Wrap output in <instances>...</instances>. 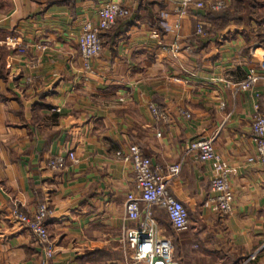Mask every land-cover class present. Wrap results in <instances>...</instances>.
Returning a JSON list of instances; mask_svg holds the SVG:
<instances>
[{
	"label": "crops",
	"instance_id": "obj_1",
	"mask_svg": "<svg viewBox=\"0 0 264 264\" xmlns=\"http://www.w3.org/2000/svg\"><path fill=\"white\" fill-rule=\"evenodd\" d=\"M110 2L127 16L86 66L78 39ZM219 2L228 23L209 18ZM263 64L264 0H0V264H134L126 237L139 223L125 202L137 188L117 157L131 145L165 172L181 165L170 193L187 208L189 229L176 233L162 209L150 208L173 261L264 264V171L251 132L255 114L264 116ZM252 69L263 80L239 90ZM151 106L168 120H155ZM203 139L228 172L230 215L212 201L215 164L189 152ZM70 153L77 163L49 169ZM42 204L52 212L50 259L14 219Z\"/></svg>",
	"mask_w": 264,
	"mask_h": 264
},
{
	"label": "built area",
	"instance_id": "obj_2",
	"mask_svg": "<svg viewBox=\"0 0 264 264\" xmlns=\"http://www.w3.org/2000/svg\"><path fill=\"white\" fill-rule=\"evenodd\" d=\"M190 0H183V5L188 6ZM195 8H205L204 3H195ZM228 6L219 2L210 6L212 11H223ZM127 16L126 10L118 2H110L104 5L98 12L97 25H85L78 39V47L81 58L86 66L99 57L102 52L101 36L110 31L118 20ZM198 34L202 35V27H198ZM264 70V64L262 65ZM263 78L255 70H251L245 81L237 87L239 90L248 91L258 84ZM150 112L154 119L165 123L168 120L165 111L157 106H151ZM183 117L190 119L188 112L181 113ZM252 139L256 149L254 162L264 171V116L255 114L251 124ZM158 133L157 137L161 138ZM189 152L196 153L200 163L213 162L215 164V177L211 180L210 190L215 194L212 200L217 204L218 213L221 216L230 215L234 210V195L226 168L216 155L213 140L203 139L193 142L189 146ZM118 159L130 165L136 183V192L129 193L126 197L125 212L132 222L139 223L138 229L128 233L126 239L128 247L133 252L134 264H178L173 261V243L170 237L156 235L155 223L152 219L150 208L152 206L162 209L170 221L172 229L176 233H183L189 229V214L187 208L170 193L173 179L179 176L181 165L171 166L167 172L159 167H154L151 160L145 157L140 148L131 145L126 151L117 153ZM252 162V160H251ZM77 163L74 153L67 157H57L49 161L48 167L52 171H63L69 165ZM144 204L148 208L143 213L140 206ZM51 210L46 204L39 205L32 216L20 211L14 212V219L33 236L34 241L45 251L48 259L54 255V247L50 241L45 223L51 215ZM145 215V219L141 218ZM251 259H254L252 257Z\"/></svg>",
	"mask_w": 264,
	"mask_h": 264
},
{
	"label": "trees",
	"instance_id": "obj_3",
	"mask_svg": "<svg viewBox=\"0 0 264 264\" xmlns=\"http://www.w3.org/2000/svg\"><path fill=\"white\" fill-rule=\"evenodd\" d=\"M229 10H230V9H229ZM229 10H228V8H227L226 10L220 11V13H218V14H216V13H214V14H209V18H210L211 20H213V17H214L215 19H220L219 17H221V18H223L224 23H228V21H229V19H230V18L227 16ZM235 10H236V13H237V12H238V7H237V9H235ZM231 19H232V18H231Z\"/></svg>",
	"mask_w": 264,
	"mask_h": 264
}]
</instances>
